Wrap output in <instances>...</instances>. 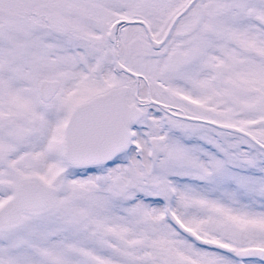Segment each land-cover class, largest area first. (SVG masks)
I'll use <instances>...</instances> for the list:
<instances>
[{
  "label": "snow or ice",
  "instance_id": "obj_1",
  "mask_svg": "<svg viewBox=\"0 0 264 264\" xmlns=\"http://www.w3.org/2000/svg\"><path fill=\"white\" fill-rule=\"evenodd\" d=\"M0 264H264V0H0Z\"/></svg>",
  "mask_w": 264,
  "mask_h": 264
}]
</instances>
